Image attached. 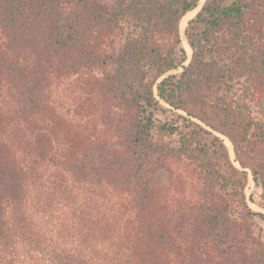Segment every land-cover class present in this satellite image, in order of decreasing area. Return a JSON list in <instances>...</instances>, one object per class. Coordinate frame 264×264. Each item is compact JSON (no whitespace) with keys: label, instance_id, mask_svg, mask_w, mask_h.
<instances>
[{"label":"trees","instance_id":"1","mask_svg":"<svg viewBox=\"0 0 264 264\" xmlns=\"http://www.w3.org/2000/svg\"><path fill=\"white\" fill-rule=\"evenodd\" d=\"M198 3L0 0V264H264L245 193L249 172L264 209V0H204L185 64ZM71 75L97 103L86 123L52 106ZM172 163L193 198L174 197Z\"/></svg>","mask_w":264,"mask_h":264},{"label":"rangeland","instance_id":"2","mask_svg":"<svg viewBox=\"0 0 264 264\" xmlns=\"http://www.w3.org/2000/svg\"><path fill=\"white\" fill-rule=\"evenodd\" d=\"M204 0H199L198 4H202ZM195 14L194 12L188 13L183 20L180 23V32L183 33V30L186 26L187 21L193 17ZM183 45L185 46L187 53L189 54V47H187L185 40H182ZM82 78V79H81ZM85 79L81 76L77 75H71L69 77H62L59 80H55L54 83L51 85V96L52 99L54 100V103L52 106L55 108V110L61 114V117H63L66 120H71V121H76V122H81V123H86V121L90 118L91 116L88 117L84 115V111H89L93 112V109L96 108L97 103H84L86 101V93L84 92V88L87 89L88 91L91 89V87H87L86 84H84ZM90 85V83H88ZM5 95L6 93L3 90H0V105L4 106L7 103H2L3 100H5ZM163 104V102H161ZM165 105V104H164ZM84 107V108H83ZM99 111V108H98ZM95 115H93L92 118H95L96 122H98V118ZM90 125V122L88 123ZM224 139V138H223ZM225 144L229 149H231V146L229 144V141L226 139ZM230 153L232 154L231 150ZM231 158L233 156L231 155ZM43 164V163H42ZM171 166V172L172 173V180L174 181V197L177 199H190L194 197L195 191H196V185L197 181L193 179L190 175L187 174V172L182 168L181 165L172 163L170 164ZM40 171L42 172V177H41V183L45 184L44 187L40 188L41 190L45 189H52L51 185V179L53 177L50 175V171H52L53 167H47L46 163L44 165H41L39 167ZM170 175V172H169ZM46 180V181H45ZM69 184V182L65 183ZM77 191V190H74ZM80 192V191H79ZM245 193L247 196V202L248 205L255 211H259L261 207H259L256 202L251 201L249 197L252 195L253 197L256 196L258 193V189L254 186L250 176H247V183L245 186ZM91 195V193H86L85 195H76V198H79L78 202H82L86 196ZM98 201L100 203L102 201H105L106 197H103L101 194H98ZM35 192H33L32 197H33V203L37 201V197H35ZM93 196V195H92ZM101 196V197H100ZM111 198V197H110ZM113 199V198H112ZM48 204V203H47ZM46 213H49L53 215L54 217L57 216L61 219H63L65 222H68V228L70 226H74V224H78V218L75 217L72 214V208L70 211V208L67 206H61L59 203L51 201V204H48V206H44V209ZM43 221H49L50 218L49 216H42ZM73 217V218H72ZM261 227L263 228L264 232V222H259ZM49 225V224H48ZM78 226V225H77ZM92 229H94L93 226H90ZM52 235L56 234L55 231L53 230ZM62 236L57 235V238L62 241H69L71 238L68 236V233H61ZM96 235V232H94ZM106 243L102 241H95V246L96 248H102Z\"/></svg>","mask_w":264,"mask_h":264},{"label":"water","instance_id":"3","mask_svg":"<svg viewBox=\"0 0 264 264\" xmlns=\"http://www.w3.org/2000/svg\"><path fill=\"white\" fill-rule=\"evenodd\" d=\"M201 5H202L201 3L198 4L194 9L188 11L183 17H185V16H186L188 13H190V12H194V14H196V12L200 9ZM183 17H182L181 19H183ZM183 38H184V40H185V43H186L187 47H189V45H188V43H187V40H186L184 34L181 33V39L183 40ZM190 55H191V49H190V47H189L188 59H187V61L185 62V64H187V62H188V60H189V58H190ZM179 70H180V69L172 70V71H169L168 73L177 72V71H179ZM221 137L224 138V140L227 139V138H225V137L222 136V135H221ZM227 140H228V139H227ZM228 141H229V140H228ZM229 144H230V142H229ZM230 146H231V149H229V150H231V152H232V145L230 144ZM229 152H230V151H229ZM231 155L233 156V152H232ZM248 175L250 176V178H251V180H252L251 174H250L249 172H248ZM252 182H253V181H252ZM259 211L262 212V213H264V209H263V208H261Z\"/></svg>","mask_w":264,"mask_h":264}]
</instances>
